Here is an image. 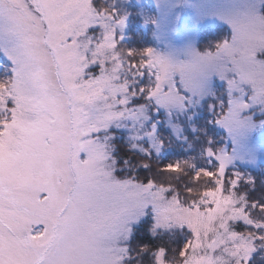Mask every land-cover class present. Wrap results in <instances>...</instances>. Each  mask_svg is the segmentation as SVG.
Returning a JSON list of instances; mask_svg holds the SVG:
<instances>
[{
    "label": "snow or ice",
    "instance_id": "snow-or-ice-1",
    "mask_svg": "<svg viewBox=\"0 0 264 264\" xmlns=\"http://www.w3.org/2000/svg\"><path fill=\"white\" fill-rule=\"evenodd\" d=\"M0 264H264V0H0Z\"/></svg>",
    "mask_w": 264,
    "mask_h": 264
}]
</instances>
